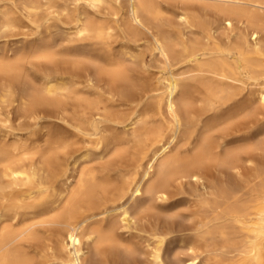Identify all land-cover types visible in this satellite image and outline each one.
<instances>
[{
	"label": "bare ground",
	"instance_id": "6f19581e",
	"mask_svg": "<svg viewBox=\"0 0 264 264\" xmlns=\"http://www.w3.org/2000/svg\"><path fill=\"white\" fill-rule=\"evenodd\" d=\"M0 264H264V0H0Z\"/></svg>",
	"mask_w": 264,
	"mask_h": 264
},
{
	"label": "rangeland",
	"instance_id": "374dc122",
	"mask_svg": "<svg viewBox=\"0 0 264 264\" xmlns=\"http://www.w3.org/2000/svg\"><path fill=\"white\" fill-rule=\"evenodd\" d=\"M52 126H53V125H52ZM37 129H39V126L37 127ZM106 156H107V155H106ZM106 156H105V157H106ZM108 158H109V155L106 157V159L104 158L103 161L107 160ZM173 200H175V198H172V199H171V203L173 202ZM177 203H178V202H177ZM182 203H184V201H182ZM182 203H181V201H179V203H178L179 206L175 209L176 211L179 209L178 211L182 212V210H183V207H181ZM184 204H185V203H184ZM184 204H183V205H184ZM184 207H185V206H184ZM181 208H182V210H180ZM183 211H185V209H184ZM178 218L181 219L182 217L179 216Z\"/></svg>",
	"mask_w": 264,
	"mask_h": 264
}]
</instances>
